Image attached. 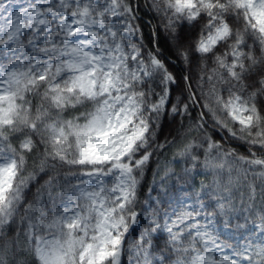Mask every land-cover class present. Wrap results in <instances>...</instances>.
<instances>
[{
  "label": "snow or ice",
  "instance_id": "1",
  "mask_svg": "<svg viewBox=\"0 0 264 264\" xmlns=\"http://www.w3.org/2000/svg\"><path fill=\"white\" fill-rule=\"evenodd\" d=\"M0 264H264V0H0Z\"/></svg>",
  "mask_w": 264,
  "mask_h": 264
},
{
  "label": "trees",
  "instance_id": "2",
  "mask_svg": "<svg viewBox=\"0 0 264 264\" xmlns=\"http://www.w3.org/2000/svg\"><path fill=\"white\" fill-rule=\"evenodd\" d=\"M149 179H151L150 175H149Z\"/></svg>",
  "mask_w": 264,
  "mask_h": 264
}]
</instances>
